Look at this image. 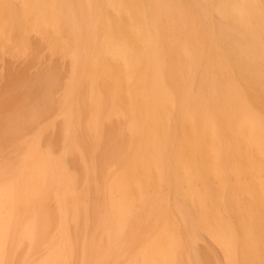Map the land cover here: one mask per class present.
<instances>
[{
  "label": "bare ground",
  "instance_id": "obj_1",
  "mask_svg": "<svg viewBox=\"0 0 264 264\" xmlns=\"http://www.w3.org/2000/svg\"><path fill=\"white\" fill-rule=\"evenodd\" d=\"M10 35L24 52L38 36L69 72L52 117L40 124L56 76L31 137L0 159V264H72L78 232L106 238L98 264H123L112 249L125 264H182L184 249L206 264L203 236L222 264H264V0H0L1 50ZM120 120L101 176L104 125Z\"/></svg>",
  "mask_w": 264,
  "mask_h": 264
},
{
  "label": "rangeland",
  "instance_id": "obj_2",
  "mask_svg": "<svg viewBox=\"0 0 264 264\" xmlns=\"http://www.w3.org/2000/svg\"><path fill=\"white\" fill-rule=\"evenodd\" d=\"M9 39L11 40L9 47L1 50L2 47L0 46V159L5 161H11L14 153L20 150L19 148L21 143L31 137L33 127L29 125L28 122H26L28 121L27 119L31 118L27 114L29 110L33 109L35 106L36 100L38 101L42 95H45L47 90L44 88V86H46V80H48L50 77L54 78L56 76L54 79H57V82L55 83L56 88L55 86L53 87L55 91L52 88L50 90L52 97L51 104L49 107H46L47 112L50 114L42 115V121L40 120V124H43L47 121V119L51 118L52 111L59 106L58 104L62 103L61 92L64 81L69 72L67 62L63 61V59L59 58L58 56H50L46 54L44 44L38 36H30L28 40L29 50L26 52H24L23 49L18 45L13 35H10ZM43 102L45 101L43 100ZM20 120H22V122L18 125L21 126V129H18L17 132L21 131L23 134L21 137H18V139L16 135L12 134V132L15 133L16 131H14V129L11 131L9 126L14 125V123L19 122ZM57 122V127L55 126L54 129L48 130L45 134V137L48 139V141L51 140L52 145L54 144L53 147L55 149L60 148L59 145H61L63 136V121L58 118ZM120 125L121 120L113 121L112 123H106L104 125L105 139L102 146L99 147L97 154V159L100 165L99 174L101 176L106 173V170L104 171L106 167L105 163L108 162L110 158L112 159L114 147L118 145V140L115 139V133ZM81 135L83 136L85 147L89 151L91 147L90 137L86 131H82ZM114 141L116 142L115 144ZM108 148L112 151L110 152ZM70 159L73 166H76L75 168L78 170L80 176L83 177L86 166L82 156L79 153L74 152L71 154ZM259 175L261 178L264 177L263 172H261V174L259 173ZM257 186L261 192H264L263 186ZM93 198L94 201L95 199L99 201L100 197L94 195ZM48 208L53 209L49 206ZM53 211H55V209ZM56 215V212H52L51 218L53 224L58 220ZM88 220L92 222L91 219ZM128 236L134 237L133 235ZM84 238L87 239L86 243L91 240L95 242L96 246H98L96 249L99 250H91V248L86 249L84 247ZM72 239L75 242L74 259L72 264H88L89 262V264H98L92 262V257L100 255L102 253L101 249L108 247L106 238H101L99 234L95 233H74L72 234ZM42 240L44 243H53L56 241V237L46 235ZM124 241H127V239ZM128 242L130 245L127 249V255L132 256L137 252H141L139 251L141 246H135L136 243L133 242V240H129ZM36 250L37 254H42L46 249H44V247H40ZM86 250H89L91 253ZM199 250L202 259L206 264H216L217 261V264H222L220 249L212 242L210 237H202L199 242ZM25 251L26 246L18 254V257L23 256ZM110 253L115 257V259L118 261L120 260V263L125 264L124 260L126 258L123 256V254H118L114 249H112V252ZM90 255L91 259L89 257ZM182 259V264H191L189 262L188 252L186 249H184Z\"/></svg>",
  "mask_w": 264,
  "mask_h": 264
}]
</instances>
